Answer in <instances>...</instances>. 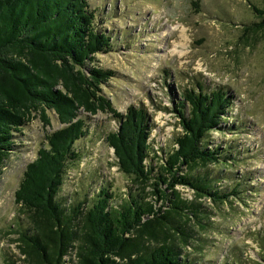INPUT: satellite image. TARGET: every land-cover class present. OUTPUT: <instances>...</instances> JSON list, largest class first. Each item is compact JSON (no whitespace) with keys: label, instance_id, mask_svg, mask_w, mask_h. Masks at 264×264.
<instances>
[{"label":"rangeland","instance_id":"1","mask_svg":"<svg viewBox=\"0 0 264 264\" xmlns=\"http://www.w3.org/2000/svg\"><path fill=\"white\" fill-rule=\"evenodd\" d=\"M89 4L95 26L108 34L112 45L93 60L114 71L101 91L117 111L140 107L146 112L149 142L158 155L147 160L154 172L182 133L174 108L183 101L185 90L196 92L202 86L204 92L221 89L232 96L221 128L210 130L206 140L221 153L229 147L226 153L233 159L197 170L210 169L215 188L222 192L240 183V195L214 203L188 186L176 185L182 198L195 200L205 210L200 219L191 214L175 218L186 231L173 238L178 257L196 264H230L238 258L245 264H264L259 246L264 243V14L256 11H264V0H89ZM45 112L48 124L34 112L33 119L14 132L13 149L1 167L0 264H35L21 237L33 224L15 203L14 191L27 163L45 145V136L63 125L52 109ZM82 115L90 131L75 144L80 157L68 163L59 202L68 208L84 201L83 213L101 188L112 195L113 205L121 203L129 188L148 193L145 199L153 202L152 186L121 172L104 140L117 128V120L103 112ZM225 171L231 176L219 174ZM80 217L71 220L73 229L79 227ZM76 246L77 240L69 243L63 264L76 263Z\"/></svg>","mask_w":264,"mask_h":264},{"label":"trees","instance_id":"2","mask_svg":"<svg viewBox=\"0 0 264 264\" xmlns=\"http://www.w3.org/2000/svg\"><path fill=\"white\" fill-rule=\"evenodd\" d=\"M94 20L89 0H0V172L13 149L14 132L32 120L34 112L48 124L45 109H52L63 124L45 136V145L27 163L14 191L15 203L33 224L21 237L35 264H63L61 257L72 240H77L74 264H196L178 257L173 238L186 231L175 218L191 214L200 219L205 210L174 187L188 186L214 203L240 195V183L222 192L215 188L210 169L197 170L233 159L226 153L229 147L221 153L206 140L210 130L221 128L232 96L221 89L204 92L202 86L196 92L185 90L174 108L182 133L154 172L147 160L158 155L149 142L146 112L140 107L117 111L101 91L114 71L93 60L112 45ZM98 112L118 122L104 138L118 168L137 183L150 184L153 202L145 199L148 193L130 188L118 205L111 204L112 195L101 188L83 213L84 201L68 207L70 212L59 202L68 163L80 157L75 144L90 131L82 114ZM78 215L80 225L73 229L71 220ZM259 246L264 251V243ZM233 263L245 264L239 258Z\"/></svg>","mask_w":264,"mask_h":264}]
</instances>
